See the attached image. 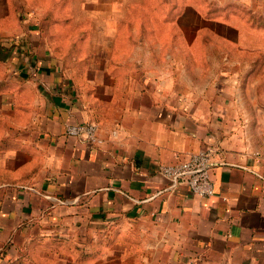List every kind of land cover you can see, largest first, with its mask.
Listing matches in <instances>:
<instances>
[{
    "label": "crops",
    "instance_id": "1",
    "mask_svg": "<svg viewBox=\"0 0 264 264\" xmlns=\"http://www.w3.org/2000/svg\"><path fill=\"white\" fill-rule=\"evenodd\" d=\"M47 12L0 0V264H264V74H179L235 25L185 8L171 53L170 24L102 17L71 61ZM87 121L100 144L67 135ZM207 148L213 196L159 172Z\"/></svg>",
    "mask_w": 264,
    "mask_h": 264
},
{
    "label": "rangeland",
    "instance_id": "2",
    "mask_svg": "<svg viewBox=\"0 0 264 264\" xmlns=\"http://www.w3.org/2000/svg\"><path fill=\"white\" fill-rule=\"evenodd\" d=\"M43 8L49 10L44 15L45 22L56 20L58 25L57 34L59 38L71 39V45L56 47L61 56L73 60L81 56L80 44L88 24L103 22H119L127 24H170L168 33L170 48L176 52L180 35L183 34L179 28H173L178 20L186 27V34L189 38L194 34V23L196 16L184 9L190 6L199 5L210 11L207 18L219 21L227 20L233 25L215 24L210 21L202 22L203 25L211 28L214 32L230 38L241 46L215 47L209 44L214 42L211 33L202 35L203 41L209 46L197 47L198 62L190 65H182L179 74H264V0H40ZM100 7H106L105 15L101 16L98 11ZM53 10V11H52ZM239 28H237V27ZM129 33V32H125ZM145 34V30H141ZM64 39V40H65ZM77 45V46H76ZM228 51V52H227ZM176 57L180 53H175ZM178 54V55H177ZM203 54H207L209 65L205 64ZM199 61L201 63H199ZM73 63V62H71ZM70 63V64H71ZM180 64V63H179ZM74 65V63H73ZM77 65V64H75ZM205 70V71H204ZM227 71V73H226ZM264 87V85H263ZM256 98V97H255ZM222 134L224 132V128ZM235 134L244 127L227 128ZM257 127H253L256 134Z\"/></svg>",
    "mask_w": 264,
    "mask_h": 264
},
{
    "label": "built area",
    "instance_id": "3",
    "mask_svg": "<svg viewBox=\"0 0 264 264\" xmlns=\"http://www.w3.org/2000/svg\"><path fill=\"white\" fill-rule=\"evenodd\" d=\"M98 131L97 123L92 121L66 125L68 136L80 138L91 145L101 143ZM212 162L213 150L207 148L192 153L186 161L161 165L159 172L173 185L186 184L193 194L210 197L215 191L211 179Z\"/></svg>",
    "mask_w": 264,
    "mask_h": 264
}]
</instances>
